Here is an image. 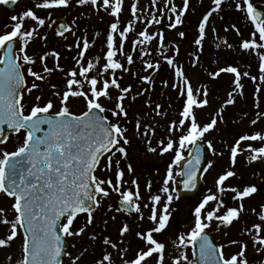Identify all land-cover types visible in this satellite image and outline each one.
I'll return each instance as SVG.
<instances>
[{
  "label": "snow or ice",
  "instance_id": "snow-or-ice-1",
  "mask_svg": "<svg viewBox=\"0 0 264 264\" xmlns=\"http://www.w3.org/2000/svg\"><path fill=\"white\" fill-rule=\"evenodd\" d=\"M9 2L15 4L17 0H0L2 5H7ZM76 2L79 5L89 4L93 7L99 4V7L114 20L110 22L106 34V51L103 57L86 59V53L92 45L86 37L83 39L82 47L80 41H77L76 47L79 51L77 56L73 57L76 66L65 73V90L53 92L54 96L59 97L60 105L54 112L52 111L54 101L47 99L44 103H40L43 99L41 95L35 96V102L27 114L24 103L25 94L30 95L33 90L40 88L36 81L47 80L54 71L65 72L59 64L58 52H45L40 56L41 71L35 70L36 58L27 52L34 34H38V27L45 25V19L39 17L32 9H28L19 16L13 15L12 30L0 34V50H3V55H0V125L6 124L9 129L17 133L22 129L26 132L22 145L15 151L0 152V193L12 198L11 209L14 212V217L9 219L5 209L0 208V224L8 226V234L5 238H0V247L10 246L14 239L22 236V259L18 261V264H61L60 258L66 246L64 237L82 235L86 227L93 223V211L100 206L98 197H109L111 191L118 193L121 198V207L117 208V211L126 208L130 213H137L140 221L147 219L151 222L150 228L137 231L135 234L140 241H143L145 247L137 251L134 259L124 260L123 264H143L147 258L153 257V254H157L156 264H164L166 245L156 239V234H162L168 227V204L173 200V194L168 185L169 181L174 182L173 166L180 165L181 161L186 159L183 153L188 149L189 157L193 158L187 160L182 175L186 177L183 181L185 189L191 190L195 186L197 173L200 171L202 148L198 142L203 141L205 134L215 128L218 123L217 117L223 121V116L221 111H217L209 123L201 126L197 120L196 110L203 109L210 103L207 85L194 88L183 67L175 62L174 57L165 55L164 59L174 73L171 87L177 91L178 98H183V104L178 112L179 119H173L168 124L166 138L157 141L156 147L152 146V137L156 134L155 128L151 124L142 125L139 118L136 120V133L145 138L147 151L158 152L161 156L170 152L174 153L161 189L167 194V203L158 211L157 205L161 202V196L151 194L152 182L148 181L145 187L150 194L151 207L150 214L145 217L140 204L143 197L138 179L131 180L135 191L132 188H124L128 181L124 179L126 173L121 167V161L128 159L127 146L131 141L127 136L128 129L122 126L121 121L128 117L124 101L132 92V86L122 87L119 82L122 77L117 76L118 71L130 72L131 69L128 66L134 63L133 55L125 52V41L129 33L134 31L135 22L140 20L137 14V2L131 5L132 19L123 27H121L120 14L123 11L124 0H76ZM212 2L215 7L202 17L198 24V36L194 41L198 50L201 51L209 18L213 13L221 10L223 0H212ZM152 3L155 5L156 0H152ZM69 4L70 0H42L36 3L35 7L51 9L68 7ZM235 9L242 12L253 26L250 38L242 39L239 47L243 51L255 53L258 57L259 80L264 83V10L258 8L253 0H235ZM188 10L189 0H183L182 7L179 9L173 5L170 11L174 14V18L173 16L168 18V27L176 29L178 25H181ZM26 19L34 21L37 27H26ZM152 23L160 24L161 19L153 14L152 19L147 21V27L138 32L139 38L132 41L133 52L137 50V45L141 46L143 71L147 74L139 76V80L142 84L148 85L131 97L133 101L137 99V96L144 95L154 88V75L160 71L161 67L158 61L153 63L151 60L143 59L144 56L151 55L146 46L156 40L157 36L159 48L165 47V36L162 31L149 33L148 27ZM65 27L61 25V28ZM229 27L234 29L237 35H242L235 24ZM229 27H225L224 31H228ZM59 34L63 35V32ZM178 35L183 38L185 32L180 31ZM42 38L46 39V37ZM227 47L232 48L233 45L227 44ZM175 53L179 55L178 46H175ZM118 55L125 57L128 66L117 59ZM49 56L55 58L54 67H49L46 63ZM101 59L104 60L103 64L100 63ZM195 59L198 60L199 57ZM149 70L152 71L149 72ZM89 73L93 74L89 75ZM221 74H234L233 88L228 92L221 109L227 105H234L236 97L243 96L242 77H248L254 83L257 81L256 76H251L248 71L241 73L239 68L233 65L219 67L218 70L208 73L213 80L219 78ZM136 75L133 73L134 77ZM27 77L33 78L30 86ZM161 83L165 88L169 86L167 80H162ZM85 84L88 85L87 90H85ZM52 88L55 89L56 85H52ZM112 89L118 90L115 97H113ZM260 91L261 88L257 86L256 93ZM81 98L85 104V110L80 114H74L71 103ZM146 106L151 107L150 99L146 101ZM256 106L259 107L258 98ZM161 107L157 104L153 109L158 116L166 115L161 112ZM106 112L116 119L110 120L107 115H104ZM260 115L261 113L258 112L257 119ZM251 123L256 124L257 120L254 119ZM42 125L47 126V131L43 132V135H36L42 131ZM177 132L180 133L178 139L173 135ZM0 135H3L2 129H0ZM258 139L264 141V135L255 133L241 136L236 141V145L231 148L232 164L235 163L241 141ZM207 148L214 155L216 154L211 141L207 142ZM192 149H195L194 156ZM253 151L264 153V147L253 149ZM105 157L107 162L102 170L109 172L114 170L115 182L111 177L101 178L95 174L101 160ZM252 158L255 159V157ZM212 166V162L209 161L204 171L206 172ZM127 172H134L131 163L127 164ZM180 174L177 173V175ZM234 175L232 170H226L220 174L215 181L219 195L209 190V194L205 195L194 208V226L187 234H180L177 240L172 241L177 249H186L191 244L193 259L189 260L184 251H180L173 264H181V261H185L186 264H248L245 243L238 240L229 241V244H240L241 247L238 253L227 256L223 250L225 245H215L206 234V229L214 220L225 226L232 225L244 211L243 199L256 191L255 187H245L241 191L236 187L226 186L225 182ZM227 192L234 193L232 199L240 201L238 207L225 205L221 197ZM210 202H215V207L205 211ZM260 207L258 218L259 221L264 222V205ZM143 208H149V203L143 204ZM221 209L225 211L221 213ZM252 211L256 213V209ZM81 213L87 214V222L85 226L73 230V223ZM253 230L255 233L251 235L253 245H258L257 252L264 254L261 224H254L252 229L245 231L251 234ZM130 231L129 224L124 223L119 230V235L123 238ZM90 239L95 240L96 236L92 235ZM123 242L121 240V244ZM103 244L110 245L112 249L118 247L107 236L104 237ZM127 251V248H121V252ZM81 256L72 259L71 264H77ZM8 259L11 261L12 257L9 256ZM105 262L111 264L110 253L104 254L96 264H105Z\"/></svg>",
  "mask_w": 264,
  "mask_h": 264
},
{
  "label": "rangeland",
  "instance_id": "rangeland-1",
  "mask_svg": "<svg viewBox=\"0 0 264 264\" xmlns=\"http://www.w3.org/2000/svg\"><path fill=\"white\" fill-rule=\"evenodd\" d=\"M174 5L179 9L182 7L183 0H173ZM42 2V0H17L15 10L10 12L3 8L0 4V34L10 32L12 28L8 27V24L14 23L11 20L13 15L19 16L25 10V6L34 10L38 9L39 16L45 19V25L38 27V34H34V38L28 45L27 50L30 51L36 58V62L40 59V56L45 52H58L60 55L59 64L65 69V72L54 71L44 84L41 85V91L39 95L52 99L54 101V111L59 109V97L54 96L53 92H63L65 90L66 75L65 73L75 67V60L73 57L77 56L79 49L76 47L77 41L83 43V39L86 37L89 43L92 45L86 53V59H92L96 56L103 57L106 51V34L109 30V24L114 20L113 17L108 15L99 4L93 7L89 4L79 5L76 0H70L68 7H59L51 9L36 8L35 4ZM133 2H137L138 16L140 20L135 22L134 31L130 32L128 39L125 41V52L132 54L134 63L131 66L126 64L124 56H117L122 63L130 67V72H117L122 87L131 85L132 92L128 94V97L124 101L128 117L122 120V126L128 129L127 136L131 143L127 146L128 159L121 161V167L125 170V180L128 181L124 185V188L135 189L131 185L133 178L138 179L140 184V191L143 199L140 201L141 208L145 217L150 214V202H149V191L145 185L148 181L152 182L151 194H159L161 196V202L157 205L158 211L163 209L167 203V194L163 193V181L167 175L168 165L172 163L174 156L173 152L166 153L163 156L157 153L147 151V145L145 138L140 137L135 130L136 120L139 118L144 124H151L156 134L152 137V146H157V141L162 138H166V128L173 119H179L178 112L183 104V98H178L177 91L171 87L173 82V70L167 65L164 56H170L175 58V62L182 66L187 76L190 78V82L194 88H202L203 85H207L209 90V105L203 109H198V115L200 118L201 126L211 121V118L216 114L217 111H221L223 121L217 117L218 123L213 130H210L205 134L202 144L207 149V166L208 162H212V167L206 171L203 179V185L200 193L194 200L177 201L175 191L178 187V182L181 180V176L177 175L180 173V165L173 166V181H169V190L173 194V200L168 204L169 211V222L167 229L162 233L156 234V239L165 243L164 263L166 261H174L179 254L181 249H177L172 241L175 240V234L179 231L182 234H187L194 226L193 211L194 208L201 202L203 197L209 194V190L212 193H217L215 181L220 174L226 170H232L235 175L230 177L225 185L228 187H236L241 191L245 187H253L256 181L257 172L252 169V163L255 160L260 162V167L264 170V153H258L253 149H259L260 145L264 146V141L261 140H248L241 141L240 146L237 149V156L234 165L231 161V148L236 145V141L243 135H252L260 133L264 135V83L259 80V60L253 52L243 51L239 45L242 39L250 38V34L253 31V26L246 16L235 9V0H223L221 10L213 13L209 18V23L206 26V36L203 42L202 51L198 50V46L195 45L194 41L198 36V24L202 17L210 12L215 5L212 0H189V10L183 17V23L178 25L176 29L169 27L160 29L159 24L152 23L148 27L149 33L163 32L165 36L164 43L170 44V49L167 54H159V37L152 41L146 46L147 50L151 55L143 57L144 60H151L153 63L157 61L160 63V71L154 75L155 86L144 95L137 96V99L133 101L131 97L140 92L143 88L148 87L139 80V76L146 75L143 71V62L140 56V45H137V50L132 51V41L138 39V32L147 27V21L152 19V15L155 14L157 18L166 16L169 18L174 14L169 12L167 9V0H156L153 5L152 0H124L123 11L120 14L121 27L132 19L131 17V5ZM253 3L264 10V0H253ZM99 9V10H97ZM65 18L68 25L71 27L68 34L63 37H58L55 30L49 26L50 22L54 19ZM169 20V19H168ZM169 23V22H168ZM235 24L242 35H237L234 29L229 26ZM25 26L32 28L37 27L34 21L30 19L25 20ZM82 27V30H81ZM225 27H229L228 31H224ZM190 29L191 35H188ZM215 29V31H213ZM161 30V31H160ZM180 31L185 32V36L181 38L178 33ZM99 33V35H96ZM46 37V39L42 38ZM227 41V43H225ZM185 43L188 48L185 49ZM227 44L233 45L232 48H228ZM219 45V47H218ZM175 46L179 47V55L175 53ZM199 57L196 60V57ZM195 62V66H193ZM49 67H54L55 58L49 56L46 60ZM101 64L104 60L101 59ZM41 66V62L36 63L35 66ZM226 65L237 66L241 73L248 71L251 76H256L257 81L254 83L248 77H242V83L244 84L243 96H237L234 105H227L221 109L224 101L227 99L228 92L232 90V81L234 74H221V76L213 80L208 73L218 70L219 67ZM99 67V65H98ZM152 70H149L151 72ZM133 73L137 75L134 77ZM93 73H89L92 75ZM167 80L169 86L163 87L161 81ZM229 80L230 84H226L225 81ZM52 85H56L53 89ZM259 86L261 91L257 94L256 87ZM88 85L85 84V90ZM113 97L118 94V90L112 89ZM257 98L259 101V107L256 106ZM46 99V98H45ZM150 99L151 107L146 106V101ZM47 100V99H46ZM107 103V101H106ZM160 104L161 112L166 115H156L155 106ZM71 108L74 113L80 114L81 111L85 110V104L81 99L73 100ZM261 113L259 119H257V113ZM109 119L115 120L110 113L106 112ZM257 120L256 124H252V120ZM179 132L173 135L178 139ZM211 141L216 154L214 155L211 150L207 148V142ZM191 148V146H189ZM119 156V154H117ZM185 157L188 156V149L183 153ZM252 157H255L253 159ZM104 160V159H103ZM107 162V158L101 162V167L95 173L101 178L111 177L115 182L114 170L112 172L102 170ZM131 163L134 172H127V164ZM107 187V185H105ZM234 193L227 192L221 198L224 200L225 205L228 206V200L230 206L238 207L240 201L233 200ZM120 196L116 192H111L109 197H99L100 206L99 209L93 214V223L88 225L83 233V237H87L90 231L95 232L96 239L93 240L95 245H90L76 253L78 245L77 236L70 238V249H72V256L69 257L65 264H71V260L76 256H81L77 264H82L84 261H88L89 264H96V262L102 259L106 253L116 254L123 258L129 256L127 259L132 260L135 257L136 250L144 248L143 241H137L133 243V237H135L137 231H145L151 227V222L147 219L140 221L137 213H133L130 216L121 214L117 211L115 204L120 200ZM0 208L5 209V213L9 219L12 218L13 212L9 206L8 201L0 197ZM8 203V206H7ZM149 203V208H143V204ZM244 211L240 213L239 218L234 220L232 225L225 226L220 224L219 221H213L208 231L216 239L217 245H225L224 252L227 256L236 254L240 251V244L231 245L229 241L238 240L247 245L246 257L248 264H264V254L257 252L258 245H253L251 235L255 234L254 230L251 234L246 232V229H252L254 224H261V236H264V222L259 221L258 214L261 211V205H264V192L261 190L251 193L248 197L243 199ZM111 205V208L109 206ZM9 207V208H8ZM215 207V202H210L206 206L205 211L211 210ZM252 209H256V213H253ZM225 209H221V213ZM115 217V219H113ZM87 217H78L73 224H80L79 226H85ZM124 223L129 224L131 231L120 237L119 230ZM75 230V229H74ZM207 230V229H206ZM8 234V226L0 224V238H5ZM82 234V235H83ZM81 235V236H82ZM107 236L113 243H118L123 240L125 247L128 249L127 252H120L118 248L112 249L110 245H104L103 239ZM137 238V237H136ZM115 240V241H114ZM91 241V240H89ZM88 240L86 242H89ZM21 246L22 238L18 236L11 242L10 246ZM6 247H0V253ZM19 249V247H18ZM87 249V251H84ZM121 249V248H120ZM184 250V249H183ZM176 251V253H175ZM119 252V253H118ZM0 262H8V257L11 256V264H18L19 255L18 252H7L1 255ZM157 254H153V257L148 258V264H156ZM126 258V257H125ZM124 258V259H125ZM193 257L190 255V260ZM86 263V262H85ZM106 264V262H105Z\"/></svg>",
  "mask_w": 264,
  "mask_h": 264
},
{
  "label": "flooded vegetation",
  "instance_id": "flooded-vegetation-1",
  "mask_svg": "<svg viewBox=\"0 0 264 264\" xmlns=\"http://www.w3.org/2000/svg\"><path fill=\"white\" fill-rule=\"evenodd\" d=\"M27 52H28L29 55H33L30 51L27 50ZM0 55H3V53L1 52V50H0ZM39 62H40V59L36 63L38 64ZM34 67H35V70L41 71V66L40 65L39 66H34ZM27 81H28V85L30 86L31 83L33 82V78L32 77H27ZM36 83L40 85V88L39 89H36V90H33V92L30 95L25 94V101H24V103H25L26 114H27V111L30 110V107L32 106V104L35 102V96H37V95L40 94L39 93V90L41 91V85L44 84L45 82L44 81H36ZM45 98L48 99L47 97H43V99L41 100L40 103H44L46 101ZM52 111L54 112V108H53ZM25 135H26V132L24 130H21L17 135H11L10 136V139L4 145H1L0 146V152H2V151H9V152L15 151L19 146L22 145L23 140L25 138ZM0 197L1 198H4L6 201H8L9 206L11 208V204L13 203L12 198L8 197L7 195H5L3 193H0ZM8 203H7V206H8ZM11 211H12V209H11ZM13 217H14V212L12 214V218ZM79 225H80L79 223L78 224H76V223L73 224V230L80 228ZM180 234H182L180 231L177 234H175V237H174L175 240H177V238H178V236ZM92 235H95V232L90 231V234L87 237H83L84 234L82 236L81 235L80 236H77V237H79L78 240H77L78 241L77 243H78L79 247L77 248L76 253H79V251H81L82 249H84L87 246L95 245V243L93 242V240L90 239V237ZM70 238L71 237H66V241L68 242V248H67L68 256L63 259V261H62L63 264H65V261H67L69 259V257L72 256V252L71 251H73V250L70 249V243H71ZM133 238H134L133 239V243H137V241H140L138 238H136V236L133 237ZM87 240L88 241L91 240V241L86 242ZM125 244H127V242L126 243L123 242V244H121V242H118L117 243V245H118L117 248L120 250V252H121V249L120 248H126L125 247ZM18 247H19V249H18ZM15 251L18 252L19 260L22 259L21 258L22 257V246H17V244L15 246H11V247L4 248V250L0 253V258H3L1 255H3L4 253H7V252H15ZM180 251H184L185 255L190 260V255H192L193 247L191 246V244H189L188 248H186L184 250L181 249ZM136 253H137V250H136V252L134 254L136 255ZM175 253H176V251H175ZM116 254H117V252L111 256V264H123V261L124 260H130V259H127L129 256H125L126 258L124 257L125 258L124 259L121 253H120V256H116ZM178 256H179V254L177 255V257ZM80 262H84L82 264H89V262L86 261V260L84 261V259H82V261H80ZM0 264H11V263H10V261L5 262V263L3 261V262H0ZM106 264H108V262H106ZM143 264H148V263L143 262ZM164 264H173V261L172 262L166 261ZM181 264H186V262L185 261H181Z\"/></svg>",
  "mask_w": 264,
  "mask_h": 264
},
{
  "label": "water",
  "instance_id": "water-1",
  "mask_svg": "<svg viewBox=\"0 0 264 264\" xmlns=\"http://www.w3.org/2000/svg\"><path fill=\"white\" fill-rule=\"evenodd\" d=\"M168 1H169L168 7H169V9H171V7L173 6V1L172 0H168ZM6 7L10 8V9H14V4L9 2L6 5ZM61 25H65L66 27L65 28H61ZM51 27L55 28L58 33L63 32V34L66 33L69 30V27H68L65 19H58V20L53 21L51 23ZM14 48H16L15 44H14ZM168 48H169V44H166L165 47L162 48V49L160 48L159 51L161 53H166ZM2 52H3V50H2ZM41 128H42V131L40 133L43 134V132L47 131V126L46 125H42ZM0 129L3 130V135H0V141H3V142H5L7 140L8 136L10 135L11 132L15 133V131L12 130V129H9L6 124L5 125H0ZM38 134L39 133H37L36 135H38ZM198 145L202 148V151H201V162H200V165H199L200 171L197 173V180H196L195 186L193 188H191V190H188V189H185L184 184H183L184 179H186V177L182 175L183 171L185 170V165L187 164V160L188 159H192L193 158V157H188L187 159H185L181 163V177H182V180L180 181L179 189L176 192V193H178V197H177L178 200H182L184 198L194 199L195 196L198 194V191L200 190V187H201V184H202L201 181H202V178H203L204 173H205L204 169H205V166H206V160H205V149H204V147L199 142H198ZM192 152H193V156H194L195 155V149H192ZM253 168L256 169L257 172H258L257 183L255 185V188H257V189L260 188V189L264 190V172L259 168L258 162L254 163ZM118 207H121L120 203L118 204ZM121 210L128 211L126 208H122ZM61 235L63 236V234H61ZM208 236H209L210 240L213 242V240L211 239L210 235H208ZM65 244H66V241H65ZM196 250H197V260H198V254H199L198 245L196 246ZM65 255H66V246H65V249H64V253L62 254L60 259L62 260V258Z\"/></svg>",
  "mask_w": 264,
  "mask_h": 264
},
{
  "label": "trees",
  "instance_id": "trees-1",
  "mask_svg": "<svg viewBox=\"0 0 264 264\" xmlns=\"http://www.w3.org/2000/svg\"><path fill=\"white\" fill-rule=\"evenodd\" d=\"M160 19H161V23L159 24V26L161 28H165V26H168V23H167L168 20H167V18L161 17Z\"/></svg>",
  "mask_w": 264,
  "mask_h": 264
}]
</instances>
